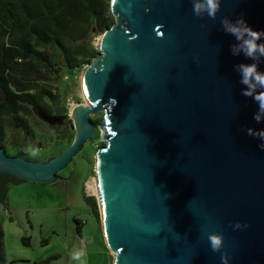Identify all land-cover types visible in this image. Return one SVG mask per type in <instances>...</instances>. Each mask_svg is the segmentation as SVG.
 <instances>
[{"label": "water", "instance_id": "water-1", "mask_svg": "<svg viewBox=\"0 0 264 264\" xmlns=\"http://www.w3.org/2000/svg\"><path fill=\"white\" fill-rule=\"evenodd\" d=\"M217 2L213 19L206 0H117L114 24L82 68L88 103L70 109L69 146L39 162L0 145V172L50 183L100 130L95 197L118 264H264V140L247 133L264 130V111L258 123V103L241 94L249 84L252 95L264 91L254 78L241 83V65L264 74V54L245 56L243 25L239 39L225 30L242 17L264 31V0ZM211 235L221 239L216 251Z\"/></svg>", "mask_w": 264, "mask_h": 264}, {"label": "trees", "instance_id": "trees-1", "mask_svg": "<svg viewBox=\"0 0 264 264\" xmlns=\"http://www.w3.org/2000/svg\"><path fill=\"white\" fill-rule=\"evenodd\" d=\"M114 21L110 0H0V145L4 146L9 137L7 126L23 132L26 142L34 140L29 114L42 119L41 113L60 111L63 114L58 115H67V108L60 104L64 91L61 83L93 60L98 53L93 38L109 29ZM92 119L95 124L100 121V117ZM74 134L69 119L55 138L56 142L64 143L62 151ZM100 143L98 148L103 145ZM58 171L59 178H69ZM21 181L10 173L0 172L1 203L7 199L9 185ZM81 197L99 226L96 197L83 190ZM76 230L79 232V226ZM1 236L0 231V264H12L5 256ZM23 239L27 243V237Z\"/></svg>", "mask_w": 264, "mask_h": 264}, {"label": "rangeland", "instance_id": "rangeland-1", "mask_svg": "<svg viewBox=\"0 0 264 264\" xmlns=\"http://www.w3.org/2000/svg\"><path fill=\"white\" fill-rule=\"evenodd\" d=\"M100 36L92 41L97 49ZM81 73L82 69L61 83L64 91L60 104L67 108L68 113L59 123L50 124L37 114L27 115L35 130L32 142H26L20 130L7 126L9 137L4 141V147L8 154L16 155L21 151L28 159L43 162L62 152L64 143L56 142L55 138L64 123L67 124L69 119L73 123L70 109L87 102L80 88ZM91 117H100L101 120L103 112ZM100 142L105 141L101 140L97 128L95 135L84 142L75 160L58 171L69 178L50 183L21 181L9 185L7 199L0 202V231L5 256L13 261L12 264L40 261H46L45 264H75L69 259V253L75 247L86 248L88 264H113L114 255L105 242L107 250L103 244L102 223L100 221L98 226L81 197L82 190L87 195H96L93 178L96 176L95 155ZM13 144L19 146L12 147ZM91 145L95 147L94 151ZM25 237L27 243L23 239Z\"/></svg>", "mask_w": 264, "mask_h": 264}, {"label": "clouds", "instance_id": "clouds-1", "mask_svg": "<svg viewBox=\"0 0 264 264\" xmlns=\"http://www.w3.org/2000/svg\"><path fill=\"white\" fill-rule=\"evenodd\" d=\"M116 4H117V0H110V6L114 12H115ZM206 4H207L209 17L214 19L215 13L219 9V4H218L217 0H206ZM197 11H198V9H197ZM239 25H243L244 32L249 37H251V39H247L244 41V43L246 45L245 56L255 59L254 54L256 53V51L258 49L262 54H264V44L257 45V43H256V41L259 40L262 35H264V31L254 30L252 27H250L246 23V21L242 17H240V19L237 21V25H234L232 28H226L225 30H226V32L230 33L231 35L237 36V39H239L240 37L237 35V33L239 31V27H238ZM161 27H162L161 25H158L156 27L155 31H156L157 36L162 38L164 36V33L160 31ZM100 39L102 40L103 37H101ZM241 68H242V79H241L242 84H249V79L254 78L261 86H264V74L259 73L257 71V65L256 64H251V65H247V66L241 65ZM251 88H252V85L249 84V88L248 89H242L241 94L244 96L253 97L254 101L258 103L259 110L257 113L254 114V119L259 123L260 122L259 112L264 111V91L258 92L256 95H252ZM84 95L86 97L88 96L87 88H85V90H84ZM110 103L112 105H115L117 103V101L115 99H110ZM105 119L107 120V116H105ZM109 131L113 137H115L117 135V133L114 131H111V129H109ZM247 133L250 136L258 137L259 139L264 140V130L256 131L252 128H249V129H247ZM259 147L261 150H264V143L260 144ZM104 151H107V149H105ZM99 166H100V161L98 160L97 161V168H99ZM97 175L99 176V173H97ZM99 189H100V203L103 204L104 203V192H103L102 181L99 184ZM244 227H248V225L245 224ZM105 237L107 238V231H105ZM209 240H210V245H211L213 251L218 250V248L221 245L220 237H218L216 235H211L209 237ZM69 259L71 261L75 262V264H88V252H87L86 248H84V247H75L70 251ZM113 264H118V260H114Z\"/></svg>", "mask_w": 264, "mask_h": 264}, {"label": "bare ground", "instance_id": "bare-ground-1", "mask_svg": "<svg viewBox=\"0 0 264 264\" xmlns=\"http://www.w3.org/2000/svg\"><path fill=\"white\" fill-rule=\"evenodd\" d=\"M86 103H88V102H86ZM85 105V104H84ZM92 182V181H91ZM93 182H94V192H95V194L97 195V185H96V178L94 177L93 178ZM91 185V184H90ZM92 186V185H91ZM90 190V189H89Z\"/></svg>", "mask_w": 264, "mask_h": 264}, {"label": "flooded vegetation", "instance_id": "flooded-vegetation-1", "mask_svg": "<svg viewBox=\"0 0 264 264\" xmlns=\"http://www.w3.org/2000/svg\"><path fill=\"white\" fill-rule=\"evenodd\" d=\"M56 180H60V178H57Z\"/></svg>", "mask_w": 264, "mask_h": 264}]
</instances>
